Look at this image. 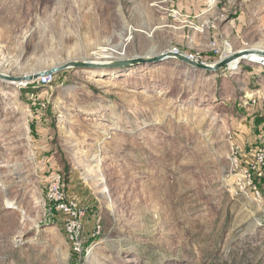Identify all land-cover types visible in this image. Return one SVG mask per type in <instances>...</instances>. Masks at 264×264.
<instances>
[{"label": "rangeland", "instance_id": "1", "mask_svg": "<svg viewBox=\"0 0 264 264\" xmlns=\"http://www.w3.org/2000/svg\"><path fill=\"white\" fill-rule=\"evenodd\" d=\"M189 1L0 0V72L79 63L0 79V264H264V181L239 191L228 142H264V0H195L198 24ZM174 49L240 54L113 66ZM59 179L87 210L84 259L48 201Z\"/></svg>", "mask_w": 264, "mask_h": 264}, {"label": "built area", "instance_id": "2", "mask_svg": "<svg viewBox=\"0 0 264 264\" xmlns=\"http://www.w3.org/2000/svg\"><path fill=\"white\" fill-rule=\"evenodd\" d=\"M175 52H180L174 49ZM181 53V52H180ZM185 54V53H184ZM188 55V54H187ZM191 59L200 61L194 55H188ZM260 62L264 65V58L260 56ZM256 60V59H252ZM258 60V61H259ZM262 77L264 79V68L262 69ZM56 75H43L37 79L39 85L55 83ZM258 97L255 94L248 95V102L251 106L257 103ZM236 133L233 130L228 131V142L232 150V173L237 176V186L239 191H251L256 200L262 199L259 182L264 181V142L259 143L251 151L249 156L243 159L242 150L236 143ZM48 201L52 207L61 214L64 224V232L70 243L71 251L75 256H80L83 259L88 253L86 243L84 242V219L87 216V210L80 206L76 201L72 200L67 194L61 190L60 179L53 181L48 191ZM100 233L97 228L93 235Z\"/></svg>", "mask_w": 264, "mask_h": 264}, {"label": "water", "instance_id": "3", "mask_svg": "<svg viewBox=\"0 0 264 264\" xmlns=\"http://www.w3.org/2000/svg\"><path fill=\"white\" fill-rule=\"evenodd\" d=\"M238 54L240 53H235L232 56H228L225 57L224 59H221L220 61L214 63V64H207L204 62H200L194 59H191L187 54L184 53H180V52H175V51H167V52H163L160 54H146L144 56H138V57H134L132 59H128L127 61H124L122 63H118L115 64L113 66H129V65H134V64H140V63H145V62H155V61H162L165 59H177L183 63H185L186 65L195 68V69H202L205 71H213V72H217L221 69H223L231 60H233V58L237 57ZM260 56H264V52H259ZM78 61H70L67 62L63 65H59L50 69H46L37 73H30V74H26L22 77H15V76H11L5 73L0 72V79L4 80V81H20V82H24V83H32L37 81V79H39L41 76L43 75H53L56 74L60 71L66 70L70 67H77L78 66Z\"/></svg>", "mask_w": 264, "mask_h": 264}, {"label": "crops", "instance_id": "4", "mask_svg": "<svg viewBox=\"0 0 264 264\" xmlns=\"http://www.w3.org/2000/svg\"><path fill=\"white\" fill-rule=\"evenodd\" d=\"M188 3L189 10L187 14H189L188 16H190L189 18L191 19L192 24H198L204 21L203 10L198 12L197 2L195 0H190Z\"/></svg>", "mask_w": 264, "mask_h": 264}, {"label": "bare ground", "instance_id": "5", "mask_svg": "<svg viewBox=\"0 0 264 264\" xmlns=\"http://www.w3.org/2000/svg\"><path fill=\"white\" fill-rule=\"evenodd\" d=\"M226 50H229V48H227ZM251 50V52H254L253 54H252V56H254L255 55V57H253V59H256V60H259L261 57H260V54H259V52H264V49H250ZM149 54H151V55H153V54H155V51L154 52H152V53H149ZM264 57V56H263ZM263 60H264V58H262ZM235 60H238V59H235ZM235 60H234V62H235ZM233 61L231 62V64L230 65H232V66H234L235 65V63H234ZM91 77L92 76H89V79H91ZM99 80H96V83H101L103 80H100V79H102V78H98ZM8 83H12V84H18V85H20V84H22V83H24V82H20V81H8ZM61 117H63V116H61ZM60 121H63L62 119L60 120ZM106 133H107V131H105ZM109 133V132H108ZM103 159H102V156H100V157H98V159L95 161L96 162V164L95 165H98L99 164V161H102ZM101 164V163H100ZM96 168V167H95ZM95 171V170H94ZM91 172H92V170H91ZM101 173V172H100ZM92 174V173H91ZM10 207V206H9ZM13 208V207H12Z\"/></svg>", "mask_w": 264, "mask_h": 264}, {"label": "trees", "instance_id": "6", "mask_svg": "<svg viewBox=\"0 0 264 264\" xmlns=\"http://www.w3.org/2000/svg\"><path fill=\"white\" fill-rule=\"evenodd\" d=\"M41 86H43V85H41Z\"/></svg>", "mask_w": 264, "mask_h": 264}]
</instances>
